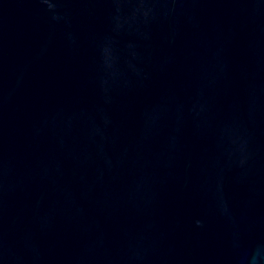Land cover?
<instances>
[{
    "label": "water",
    "instance_id": "1",
    "mask_svg": "<svg viewBox=\"0 0 264 264\" xmlns=\"http://www.w3.org/2000/svg\"><path fill=\"white\" fill-rule=\"evenodd\" d=\"M0 264H264V0H0Z\"/></svg>",
    "mask_w": 264,
    "mask_h": 264
}]
</instances>
